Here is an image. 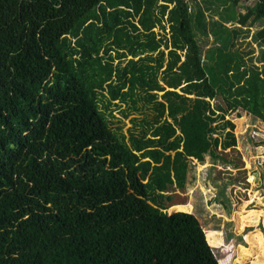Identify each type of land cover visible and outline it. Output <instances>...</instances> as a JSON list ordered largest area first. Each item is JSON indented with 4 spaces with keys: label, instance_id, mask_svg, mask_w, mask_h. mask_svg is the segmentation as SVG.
<instances>
[{
    "label": "trees",
    "instance_id": "obj_1",
    "mask_svg": "<svg viewBox=\"0 0 264 264\" xmlns=\"http://www.w3.org/2000/svg\"><path fill=\"white\" fill-rule=\"evenodd\" d=\"M161 1L0 0V264H221L200 218L142 179L135 155L182 138L124 129L143 111L130 56L156 50L142 35L173 4L165 75L182 70L264 132V0ZM259 23L255 55L237 42Z\"/></svg>",
    "mask_w": 264,
    "mask_h": 264
},
{
    "label": "rangeland",
    "instance_id": "obj_2",
    "mask_svg": "<svg viewBox=\"0 0 264 264\" xmlns=\"http://www.w3.org/2000/svg\"><path fill=\"white\" fill-rule=\"evenodd\" d=\"M255 1L242 0L238 10ZM172 6L160 16L161 21H156L160 24L142 35L143 41L149 40L156 50L130 56L138 62L134 65L143 111L126 118L124 129L132 127L141 136L164 143L181 137L180 145L153 147L151 156L145 158L135 155L137 163L144 164L141 176L149 193L171 204V211L175 208L195 213L221 264H264V132L258 127L260 120L252 114L244 118L241 115L245 110L238 114V106L233 107L236 104L220 94L210 102L211 93L200 84L192 88L180 69H174L169 77L165 75L172 49L168 21ZM261 25L254 26L246 39L240 36L237 44L241 49L254 48L257 55L259 46L252 34ZM138 27L142 28L140 23ZM212 39L203 40L205 50ZM177 52L182 65L186 52L180 48ZM173 78L176 82L170 84ZM219 104L221 109L215 118L211 109ZM117 105L115 102L109 107L120 117ZM101 106L109 112L107 101Z\"/></svg>",
    "mask_w": 264,
    "mask_h": 264
}]
</instances>
